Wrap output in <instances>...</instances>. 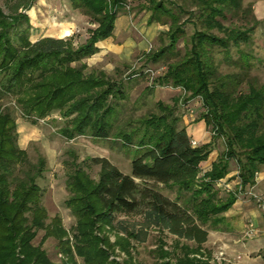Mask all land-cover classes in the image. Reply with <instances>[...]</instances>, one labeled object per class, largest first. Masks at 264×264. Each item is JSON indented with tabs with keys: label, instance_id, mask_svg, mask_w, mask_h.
Listing matches in <instances>:
<instances>
[{
	"label": "trees",
	"instance_id": "trees-1",
	"mask_svg": "<svg viewBox=\"0 0 264 264\" xmlns=\"http://www.w3.org/2000/svg\"><path fill=\"white\" fill-rule=\"evenodd\" d=\"M69 3L97 24L76 46L72 37L45 36L32 41L28 15L7 16L0 8V264H54L41 248L48 237L57 240L69 262L77 255L83 264H133L131 259H110V250L115 244L128 250L131 242L145 243L151 231L162 234L154 249L160 260L156 264H213L202 252L208 237L204 226L222 223L224 212L237 198V188L253 185L264 165V83L250 76L252 55L240 49L241 44L249 47L261 23L253 5H243V0ZM136 6L150 11L149 24L167 25L164 34L168 41L147 54L151 61L168 54L177 56L176 45L185 34V24L194 26L188 51L170 62L157 81L171 82L191 97L198 96L204 108L198 119L210 127L212 138L223 137L225 149L207 170H202L200 163L212 151V141L193 145L180 117L161 101L157 112L118 124L120 100L126 99L121 83L102 70H89L82 62L99 51L97 42L112 36L116 18ZM227 15H240L243 23L225 25ZM232 45L237 48L236 59L231 56ZM214 48L238 71L221 74L212 56ZM5 96L14 98L22 116L31 123L58 114L63 119L59 128L63 137L107 140L111 149L124 153L131 162L130 173H125L106 157H88L92 165L99 166L97 179H93L72 160L65 200L75 217L72 244L60 216L46 222L48 214L37 179L47 170V161L42 154L32 161L18 146L15 118L2 104ZM231 159L237 164L239 187L222 197L217 183L229 174ZM105 227L117 233L114 243L104 233ZM39 230L44 234L40 243L33 245ZM163 234L174 239L170 249Z\"/></svg>",
	"mask_w": 264,
	"mask_h": 264
},
{
	"label": "rangeland",
	"instance_id": "rangeland-1",
	"mask_svg": "<svg viewBox=\"0 0 264 264\" xmlns=\"http://www.w3.org/2000/svg\"><path fill=\"white\" fill-rule=\"evenodd\" d=\"M257 2L258 0H243V5L251 3L256 16L255 8L259 4ZM132 3L136 5V2ZM0 8L7 16L20 12H25L28 15L31 25L29 38L32 41L45 36L62 39L72 37L73 44L76 46L83 43L89 35V30L97 25L79 10L73 9L69 0H0ZM128 8H126L127 12L119 15L121 20H125V23L119 26V30L115 31V35L104 44H101L102 49L99 52L83 59L82 62L87 64L89 70H102L110 79L121 83L126 99L120 100L122 113L118 124H123L127 118L135 120L147 113L157 112V102L159 101L174 109V114L180 117V125L186 127L188 134L189 131L195 130L200 125L199 123H203L201 140L190 137L196 145L209 141L213 143V149L205 160L206 162L200 164L202 170H206L225 149L223 137L216 136L212 138L213 132L210 127L205 124L203 119H198L204 111L198 96L191 97L189 92H186L180 86H173L171 82L160 84L157 81L158 77L165 73L170 62L177 61L188 51L194 26L191 22L185 24V34L178 40L176 45L177 56L168 54L166 57L154 62L149 60L147 54L155 52L167 43L168 39L164 34L167 25L155 22L149 24L150 11L138 10L139 6H136L133 10H128ZM189 8L193 10V7ZM240 15L236 17L227 15L223 23L239 26L243 23ZM185 18L184 15L181 21ZM120 19L116 20L115 25L119 23ZM260 21L261 23L255 28L252 43L249 47L243 44L240 45V49L252 55L253 67L250 76L255 78L259 84L264 83V17ZM197 27H200V23L197 24ZM212 32L218 36L222 35L216 30ZM236 49L233 45L231 46L230 52L234 59L237 58ZM212 56L215 63H219L221 74L238 71L237 68L223 59V53L219 48L212 50ZM72 65H75V63ZM241 87L245 90L246 84ZM2 104L10 108L15 118L18 146L27 151L32 161L36 160L38 154L45 156L47 170L42 178L37 179V182L43 191L42 204L48 214L46 222L49 223L55 215L60 216L62 226L67 230V237L72 244L71 227L75 223V217L71 214L69 208L65 206V200L69 197L66 182L74 166L72 160L75 159L74 163H80L93 179H97L99 166L92 165L88 157H106L125 173H130L131 162L124 153L115 150V148L111 149L107 140L93 139L88 136H77L73 139L63 137L59 133V128L63 126V119L58 114L39 119L37 124H33L22 116L12 96H5L2 99ZM229 169L230 172L237 169L234 159L229 161ZM223 180L221 179L217 183V186L220 187L219 195L222 197L227 192L224 188L227 186L224 183L228 182H223ZM238 189V195L249 202L250 206H256L257 200L260 198L259 195L254 194L252 190L249 191V188ZM104 233L109 237L111 243L115 242L116 232L105 227ZM43 234V230L37 231L32 244L38 245ZM160 236L162 234L157 231H151L145 243L131 242L128 250H124L115 244L109 252V258L120 262L131 259L133 264H156L160 260L157 259L154 249L158 248ZM163 236L166 247L170 249L173 245V237L164 234ZM218 245L221 246V242L219 244L207 242V244L202 245L204 256L213 264L220 263L214 258L220 248ZM41 248L45 250L54 264H83L82 258L77 255H75V261H67L66 255L60 251L57 240L53 237L46 238L41 244Z\"/></svg>",
	"mask_w": 264,
	"mask_h": 264
},
{
	"label": "crops",
	"instance_id": "crops-1",
	"mask_svg": "<svg viewBox=\"0 0 264 264\" xmlns=\"http://www.w3.org/2000/svg\"><path fill=\"white\" fill-rule=\"evenodd\" d=\"M257 3L259 4H257L255 8L256 17L257 19H261L264 17V0H258ZM117 19H120V17L118 16L116 20ZM123 23H125V20L123 21L120 19L119 23L114 25L115 29L113 30L112 36L109 38L115 35V31H118L119 26ZM109 38L96 43L99 51L102 49L101 44L107 42ZM115 48H117V46H115ZM199 124L200 125L195 130L189 131V135L192 136V138L201 140V128L203 123ZM209 168L207 167L206 170ZM236 174L237 169L229 172V174L223 178V182L228 181L226 184L224 183V185L227 186L224 187L226 191H232L237 188L239 181ZM247 188H249V191L252 190L254 194L260 196L256 206H250L249 202L237 193V198L233 205L224 212L222 223L216 227L204 226L208 231V237L203 245L207 244V242H212L213 244H219V242H221L222 245H218V247L225 248L226 255L231 260L230 264H264V165L260 166L255 176L254 184L250 186L246 185L243 189ZM249 221H252L258 230L257 234L253 237L244 236V231Z\"/></svg>",
	"mask_w": 264,
	"mask_h": 264
},
{
	"label": "built area",
	"instance_id": "built-area-1",
	"mask_svg": "<svg viewBox=\"0 0 264 264\" xmlns=\"http://www.w3.org/2000/svg\"><path fill=\"white\" fill-rule=\"evenodd\" d=\"M41 120V119H40ZM193 145H196L194 141H192ZM258 230L256 229L254 223L252 221H249L246 229L244 231V236L245 237H253L257 234ZM217 261L219 262H225V263H230L231 260L226 256L224 248H219L217 255L214 257Z\"/></svg>",
	"mask_w": 264,
	"mask_h": 264
},
{
	"label": "bare ground",
	"instance_id": "bare-ground-1",
	"mask_svg": "<svg viewBox=\"0 0 264 264\" xmlns=\"http://www.w3.org/2000/svg\"><path fill=\"white\" fill-rule=\"evenodd\" d=\"M32 12V11H31ZM120 21V20H119ZM117 27V26H116ZM62 28V27H61ZM115 29V28H114ZM59 30V29H58ZM70 35V34H69Z\"/></svg>",
	"mask_w": 264,
	"mask_h": 264
}]
</instances>
